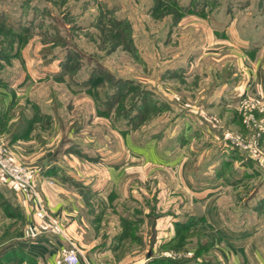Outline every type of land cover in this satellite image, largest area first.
<instances>
[{"label": "rangeland", "instance_id": "obj_1", "mask_svg": "<svg viewBox=\"0 0 264 264\" xmlns=\"http://www.w3.org/2000/svg\"><path fill=\"white\" fill-rule=\"evenodd\" d=\"M164 1L0 0V147H3V154L10 157L12 161L27 165L38 175L41 171L40 168H37L38 166L21 161L15 156L11 146L12 139L20 141V139L24 140L32 136L37 141H43L47 138L48 143L53 145L55 134L60 129L63 131L62 134L60 133L61 136L59 134L60 140L55 148H49V153L53 150L56 156L64 159L68 155L65 151L73 148L72 137H80L83 140L90 138L93 140V146L91 144L88 146L85 141L82 146L84 149L81 150L84 151V154L95 158L88 159L90 162L98 161L101 163L98 165L100 169L92 173L97 175L96 179V175H94L96 187H102L101 190L104 193H110L111 190L122 195L121 197L115 192L117 196L113 199L110 198V202H113L114 207H116V212L123 213L129 209L128 205H135L138 202L143 203L146 209L147 205L154 202L157 194L160 196L164 207L169 195L168 189L158 188L156 186L158 178H153L152 175L161 172L159 180L169 183L171 179L169 167L180 165L183 158L176 157L171 160V156H169L164 158L167 162L159 161L160 166H157L151 162L143 165L141 163L143 158L134 155L137 160L133 159V162H129L130 166L121 171L119 177L121 183L118 182L117 188L113 189L114 185L110 184L109 179L111 172L108 171V173L106 167L116 170L124 159L119 158L117 150H121L110 131L108 141L107 139L103 140V126H109L115 132H119V129L132 132L129 137L132 142L137 140L144 142L148 137L161 130L164 132L162 144L165 145V150L169 151L171 155L175 154L174 148L180 147L183 141H171V139L178 131L180 132L178 136L184 135L185 123L190 122V118H194L189 114L194 115V113L188 112L185 115L183 110L171 106L169 101L162 97V94L160 97L157 92H154L155 86H159L162 82L160 80L161 72L167 68H181L180 70L186 71V84L199 88L200 85L207 86L209 79L212 78L211 74L218 73V70L225 64L227 65L223 68L231 69L227 66L232 59L234 62L237 61V64H241L239 69L243 67V70H247V67H253V64L245 57V55H249L254 58L261 56L259 65L263 72V78L264 0H170V2L163 3ZM179 9H181L180 13L178 12ZM119 19L124 21L122 25H117L116 20ZM222 28L223 30L220 31ZM116 30L119 32V38L113 36ZM125 31L132 41L130 46L134 56L122 47L127 41ZM109 38H112V52L110 49L108 50L110 42L107 39ZM117 40L122 41V45L118 46ZM216 40L223 43H217ZM227 46L232 48L234 52L231 53L230 50L226 49ZM136 54L139 58H135ZM243 70L240 72L243 73ZM191 72L195 73L194 76L190 74ZM97 76H100L102 81L98 86L96 85V88L93 86L92 80ZM236 76L234 77L235 82L239 81L240 77L243 79L242 75ZM120 79L131 80L135 86L132 93L130 90L127 91L130 84H126L124 88L120 89V93L126 90L125 93H119L120 95L114 93L117 89L110 87ZM172 79L178 80L175 77ZM118 83L121 84L119 81ZM175 83H177L175 86H184L178 82ZM167 84L173 85L168 82ZM256 86L257 84L255 89ZM86 88L99 89V91H107L109 88L108 97L98 99L99 103H97L93 98L95 94L90 93ZM141 88L148 92V96L144 97L142 101L145 110L130 111V108L134 109L136 106H134V101L141 93ZM257 90L255 93L249 89L244 92L252 97L262 93ZM184 92L183 89L180 90V94L173 95V99L182 101L188 106L195 105L190 101L183 100ZM243 93H239L237 99ZM105 95L100 96L102 98ZM95 97L97 99V96ZM5 98L9 101L7 106L3 105L6 101ZM101 101H105V104H102ZM153 101L155 104H159L157 106L160 109L152 110V106H156L152 104ZM137 102H140V98L135 101V103ZM9 105L11 106L10 109L15 106L18 115L15 118V124L10 121L7 125V117L3 115L1 110L4 106L7 109ZM23 108L26 109L28 116L31 115V120L24 116ZM101 110H105L106 114H104L105 111ZM41 111H49L51 115L42 114ZM126 111H128L127 118H116L117 114H124ZM209 113H207V120L212 122L216 127L215 130H219L221 133L232 132L242 137L248 135L249 132L245 130L243 123L240 122L241 129L230 128L222 122L218 115ZM33 116H35L34 120H32ZM211 116H214L218 122L215 123L210 119ZM239 119L241 121L240 117ZM69 122L71 123L69 124ZM191 122L194 127L197 126L194 121ZM70 128L81 130L74 134ZM68 129L70 134L67 133ZM68 135L71 137L69 138ZM170 136L173 137L169 138ZM105 141L113 145L112 152L99 154L96 148H99L101 143ZM46 143L45 140L41 144L44 146ZM127 147L125 150L131 151V146ZM144 147V150H148L151 155V146L149 147L145 143ZM46 149L47 146L41 148L43 154H46ZM256 149L261 152L260 159L264 161V141L258 140ZM210 159L215 160L214 157ZM188 161H190L189 163H197L198 159L192 158ZM245 161L248 164H253L247 157ZM195 166L202 167V163ZM159 167L161 170L156 169ZM260 167L259 169H252L255 171H250V173L234 172L227 177L229 179L230 177H240V181L244 182L242 185L233 184L234 190H243L239 195L237 194L240 198L245 195L246 185L254 186L255 189L260 187L263 182L260 175L261 173L264 175V172H261V169L264 171V167L261 169ZM80 169L84 171V174L88 171L86 165H81ZM37 178L38 176L33 179L35 192L42 200L51 219L56 221L57 219L50 212L38 190ZM52 183L53 180H49V184ZM160 184L162 183L158 181V185ZM129 185H134V187ZM68 190L76 193L70 187ZM30 191L28 194L34 198ZM80 192H82L86 203L89 202L92 208L89 215L87 209L85 210L86 219L89 217L90 220L88 218L87 223H85L83 241L93 244L98 239L97 235L106 237L107 241L110 240L111 237H108L107 234H111L113 224L116 223V219L118 220L117 214L111 211V205L107 201L99 197L95 201L93 194L87 188H83ZM128 194L129 198L127 199ZM170 195L172 194L170 193ZM177 202L179 203L178 197ZM246 204L255 205L261 209L259 215L262 216L255 219V224L260 228L261 226L264 227V221L262 223L264 218V186L248 203L246 201ZM122 207H127V209L123 211ZM85 208L88 206L86 205ZM36 209L37 205L34 213H36ZM45 219L43 221L46 223L52 222L50 218ZM148 221H144L142 229L149 230L150 220ZM18 223L17 220V226ZM56 223L61 228L58 220ZM244 224L248 225L246 222ZM49 225L53 224L50 223ZM133 226L134 231L139 230V225ZM63 228L64 226L61 230ZM260 230L264 237V230ZM190 234V237L186 235L183 243L175 242L174 247L171 245L170 250L163 251L165 253L180 252L181 257L175 258V260L185 258L182 257L183 253L188 254L189 251L186 244L197 237L194 230ZM136 243L139 246L138 251L141 250L143 248L142 239ZM177 243H182V246L177 248L175 246ZM193 245L194 241L191 247ZM165 253L161 252V254ZM217 255V252H212V254H201L200 258L203 261L209 259L208 261L216 262L214 260H217ZM237 256L239 257H235L234 264H240L241 261L244 263L243 256L242 258L240 254ZM248 257L251 264H264V250L256 251L254 257L253 254H248ZM231 261L233 260L231 259ZM84 262L87 263L85 260ZM216 263L218 264V262ZM224 263L227 264L226 261ZM228 263L231 262L228 261Z\"/></svg>", "mask_w": 264, "mask_h": 264}, {"label": "crops", "instance_id": "obj_2", "mask_svg": "<svg viewBox=\"0 0 264 264\" xmlns=\"http://www.w3.org/2000/svg\"><path fill=\"white\" fill-rule=\"evenodd\" d=\"M222 30L223 28L220 31ZM216 42L223 43L217 40ZM226 49L230 50L231 53L234 52L228 46ZM245 57L249 59L253 67H247V70H243V67L239 69L238 67L241 64H237L238 62H234V59H232L227 66L231 67V69L223 68L227 65L225 64L218 70V73L211 74L212 78L209 79L207 86L200 85L199 88L186 84V71L180 70L181 68H167L161 72L160 80L162 82L159 86H155L157 89L155 88L154 92H157L160 97L162 94V97L167 99L171 106L183 110L185 115L188 112L194 113V115L189 114L194 116V118H190V122L185 123L183 136H178L180 134L178 131L175 133L176 137H169H173L171 141H183L180 147L174 148L175 154L171 155L169 151L165 150V145L162 144L164 132L161 130L153 135L151 134L152 136L148 137L144 142L139 140L132 142L129 139L132 132L121 133L124 132L121 129L118 130L119 132H115L109 126H103V140L107 139L108 141V135L111 132L121 150H117L119 158L124 159L116 170L106 167L108 169L107 172H111L109 179L110 184L114 185L113 189L117 188L118 182L121 183L119 180L121 171L130 166L129 162H133V159L137 160L134 155L143 158V161H141L143 165L151 162V164H157V166L159 161L164 162V158L169 156H171V160L176 157L183 158L180 165H171L169 167V176L171 177L169 183L159 180L161 172L152 175L153 178H158L159 183H162L158 185L157 181L156 186L158 188L168 189L169 195L167 194L168 199L167 203H164V207L160 196L157 194L154 202L147 205L148 209L147 207L145 209L143 203L138 202L135 205H128L129 209L122 207L123 211L127 209L123 213L116 212V207H114L113 202H110V198H115L117 196L116 193L121 197L122 195L117 191L115 193L111 190L110 193H104L101 190L102 187H96L95 179L97 175L92 173L100 169L98 165L101 163L98 161L95 163L90 162L88 159L95 158L84 154V151L81 150L84 149L82 146L85 141L88 146L90 144L93 146V140L90 138L83 140L80 137H72L73 148L65 151L68 155L64 159L56 156L53 150L49 153V150L55 148L60 140V136L63 133L60 129L55 134L53 145L48 143L47 138L43 141H37L32 136L28 139H20V141L12 139L13 143L11 146L15 156L19 160L38 166L37 168L41 169L37 178L38 190L50 212L60 222L61 228L62 226L64 228L62 230L63 234H61L55 226H50L45 221L38 219L34 213L36 201L28 194V191L0 177V191L12 207L10 209L12 214L9 216L0 205V264H62L61 257L64 251L70 249L72 245L79 248L83 255L84 259L79 264H148L153 258L175 260V258L181 257L180 252L165 253L163 250H170L171 245L175 243L177 237L175 223L189 220H195L196 222L188 231L189 237L191 236V231L194 230L199 239L197 240L196 237V239L191 240L192 242L194 241L192 247V242L186 244V248L189 251L188 254L183 253L182 257L190 258L196 255L198 263L201 264H217L216 262L225 264L224 261L227 264H234L235 257H239L237 255L240 254L241 258L242 256L244 258V263L246 261L245 264H251L248 254H253L254 257L256 251L264 250V237L260 230H264V227L261 226L260 228L255 224V219H259L258 216H262L259 215L261 209H258L255 205L246 204V201L248 203L264 186V175L263 173L260 175L263 179L260 187L255 189L254 186L246 185L245 195L240 198L238 195L243 190H234L233 184L239 183L242 185L244 182L240 181V177H230V179L227 177L234 172H253L255 170L252 169H259V166H254L256 164L252 160H250L253 163L252 165L246 163V156L228 146L221 132L215 130L214 128L216 127L209 119L207 120V113H214L219 116L226 126L241 129L242 125L236 108L237 95L247 89L254 93L256 89H258V92H264V77L262 78L263 72L260 70L259 65L261 56L254 58L245 55ZM240 70H243V73ZM190 74L194 76L195 73L191 72ZM236 75H242L243 79L239 76V81L235 82L234 77ZM173 77L178 80H173ZM167 82L172 83L174 86L167 84ZM175 82L184 86H175L177 84ZM182 89L185 91L184 96L182 95L183 100L190 101L195 105L188 106L183 104L182 101L173 99V95L180 94L179 91ZM7 98H5L6 101L3 104L5 106L9 102ZM5 106L1 112L7 117V125H9L10 121L15 124V118L18 115L15 111V106L12 105L14 107L11 109L10 105L7 109H5ZM22 112L27 119H31V115L28 116L25 108L22 109ZM41 112L42 114L51 115L49 111ZM191 121H194L197 126L194 127ZM200 123L203 124L201 125ZM70 130L72 133L77 134L81 129L70 128ZM68 131L69 129L67 133ZM68 137L70 138L71 136L68 135ZM45 140L47 143L43 146L41 143ZM149 140L151 141L149 142ZM145 143L149 147L151 146V155L148 150H144ZM101 144L99 148H96L99 154L112 152L113 145L111 143L105 141ZM46 146V154H43L41 148H46ZM127 146H131V151L125 150V148H128ZM212 157L215 160H211L210 158ZM99 158L104 159L103 157ZM192 158L198 159V162L189 163L190 161L188 160ZM199 163H202V167L195 166ZM135 164L138 163L135 162ZM81 165L88 167L86 169L88 171L85 174L80 169ZM156 169L161 170V167ZM261 172H264L263 169H261ZM94 175H96L95 179ZM49 180H53V183L49 184ZM122 184L125 186L124 183ZM129 186L134 187V185ZM68 187L75 190L76 193L70 192ZM83 188L91 191L95 201L97 197L107 201L111 205V211L118 216V220L116 219V223L113 224L111 234H107L108 237H111L108 241L106 237L103 238L101 235H97L98 239L93 244L83 241L85 223H87L89 218L86 219L85 210L87 209L88 215L92 212L90 203H86L82 192H80ZM131 191L134 190L131 189ZM177 197L179 203L177 202ZM128 198L129 194L127 195ZM2 201L3 199L0 197V202ZM86 205L88 208H85ZM17 220L19 221L18 226ZM148 220H150L149 230L142 229L144 221L149 222ZM125 221L134 222L132 225L135 226L139 225V230L133 231V234L128 236L121 235L125 231L124 227L129 224H123ZM263 221L264 218L262 223ZM244 222L248 225H245ZM35 224L39 227L38 231L33 233L31 227ZM139 239L143 241V248L138 251L139 246L136 241ZM197 251L200 252L199 255L196 254ZM161 252L165 254H161ZM212 252L218 253L217 260H214L216 262L208 261L209 259L203 261L200 258L201 254H212ZM228 261L231 263H228ZM244 263L240 262V264ZM260 263L262 262L260 261Z\"/></svg>", "mask_w": 264, "mask_h": 264}, {"label": "built area", "instance_id": "obj_3", "mask_svg": "<svg viewBox=\"0 0 264 264\" xmlns=\"http://www.w3.org/2000/svg\"><path fill=\"white\" fill-rule=\"evenodd\" d=\"M255 96L251 97L244 92L239 95L237 100V112L241 118L240 122L244 124L245 130L249 132L248 135L242 137L239 134L226 131L221 134L226 144L241 153L243 152V154L256 165L264 167V161L260 159L261 152L256 149L258 140L264 141V92ZM210 119L215 123L218 122L214 116H211ZM2 149L3 147H0V177L15 183L24 190H32L33 192H30L34 195V200L37 205L36 217L40 220H46L45 218L51 219L42 200L34 189L35 183L33 179L38 176L37 173L33 172V169L29 168L27 165L12 161L10 157L3 154ZM51 221L52 222L47 221V224H53L60 233L63 234V231L56 221L53 219H51ZM31 229L33 233H36V231H38V226L33 225ZM82 257L83 255L79 248L72 245L70 249L64 251L61 261L62 264H79L80 261L84 259Z\"/></svg>", "mask_w": 264, "mask_h": 264}, {"label": "trees", "instance_id": "obj_4", "mask_svg": "<svg viewBox=\"0 0 264 264\" xmlns=\"http://www.w3.org/2000/svg\"><path fill=\"white\" fill-rule=\"evenodd\" d=\"M160 2V1H159ZM166 2H170V0H165L163 3H166ZM160 3H162V2H160ZM175 5H177L175 2H173ZM178 6V5H177ZM180 10L181 9H179V13H180ZM187 11H190V9H187ZM117 21V25H122L123 24V20H121V19H119V20H116ZM115 29H117V28H115ZM118 30H116V33L113 35L114 37H120L119 36V32H117ZM119 31H121V29H119ZM128 33H129V31H128ZM125 37L127 38V41H126V43H124V46L122 45V41L120 42V41H118L117 40V43L119 44H116V45H118V46H120V45H122V47L125 49V50H127L131 55H133V51H132V49H131V43H132V41H131V39L129 38V35H127V32L125 31ZM132 38V37H131ZM112 38H109V39H107L109 42H110V46H109V48H108V50L110 49V51L112 52V47H111V44H112V40H111ZM130 39V40H129ZM117 47V46H116ZM115 48V47H114ZM113 48V49H114ZM69 49H71V48H69ZM134 56V55H133ZM136 57H138L139 58V56L136 54L135 55V58ZM104 80V79H103ZM102 81V78L100 77V76H97V77H95L93 80H92V84H93V86H95L96 88H97V86H98V84L100 83ZM118 81L122 84H119L118 83ZM129 85V89H127V91H129L130 90V92L132 93V91L135 89V88H133V87H135V86H133V83L131 82V80H125V79H120V80H117V81H115V85H112V87H110L111 89H113V88H116L117 89V91H115L114 93L116 94V95H120V94H123V93H125L126 92V90L123 92V93H120V89H122V88H124L125 86L124 85ZM97 85V86H96ZM87 89V91H89L90 93H92V94H95V96H97V99H96V97L93 95V98H95V101H97V103H99L98 102V99H105V98H107L108 96H107V94H108V90H109V88H108V90L106 91V90H103V91H99V89H95V90H93V89H89V88H86ZM142 89V91H141V93L136 97V99H135V101L137 100V99H139L140 98V102H137V103H135V101H134V109L133 108H130L129 110L131 111H133V110H141V111H144L145 110V105H143V103H142V101L144 100V97H146V96H148L147 95V93L148 92H146L143 88H141ZM120 93V94H119ZM150 93V92H149ZM105 95V96H103L102 98H101V96L100 95ZM153 97V96H152ZM102 102V104H105V101L103 102V101H101ZM152 104H154V105H156V106H152L153 107V111H156L157 109H160L158 106H159V104H155V101H153L152 102ZM158 105V106H157ZM128 110V111H129ZM101 111H105V110H101ZM128 111H126V113H124V114H117L118 116H116V118L117 119H119V118H122V117H124V118H127V113H128ZM104 114H106V111H105V113ZM108 114V113H107ZM24 117V116H23ZM34 117L35 116H33L32 117V120H34ZM22 118V117H21ZM116 119V120H117ZM31 120V119H30ZM125 132H127V131H124L123 133H125ZM78 152V151H77ZM79 153V152H78ZM0 197H1V199H3V201L2 202H0V205L3 207V209L9 214V216L12 214L11 212H10V209L12 208L11 207V205L8 203L9 201L5 198V196H4V194L0 191ZM127 223H129L127 226H125L124 228H125V231L121 234V235H130V234H133V231H134V226L132 225V223H134V222H127V221H125V222H123V224H127ZM196 222H195V220L194 221H186V222H177V223H175V226H176V235H177V237H176V239H175V242H182L183 243V241L185 240V238H186V235H188L189 236V233H188V231H189V229L195 224ZM182 243H177V244H175V246L177 247V248H180L181 246H182ZM172 247H174V244L172 245ZM199 253L200 252H198L197 251V255H199ZM197 257H196V255H193L192 257H190V258H181V259H178V260H173V259H170V258H153V260H151L148 264H201V263H198V260L196 259Z\"/></svg>", "mask_w": 264, "mask_h": 264}]
</instances>
